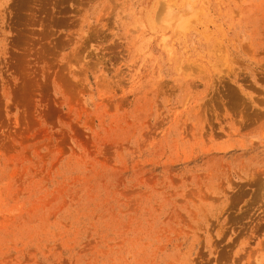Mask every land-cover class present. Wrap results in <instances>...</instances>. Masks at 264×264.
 I'll return each mask as SVG.
<instances>
[{"label": "rangeland", "instance_id": "obj_1", "mask_svg": "<svg viewBox=\"0 0 264 264\" xmlns=\"http://www.w3.org/2000/svg\"><path fill=\"white\" fill-rule=\"evenodd\" d=\"M0 264H264V0H0Z\"/></svg>", "mask_w": 264, "mask_h": 264}, {"label": "bare ground", "instance_id": "obj_2", "mask_svg": "<svg viewBox=\"0 0 264 264\" xmlns=\"http://www.w3.org/2000/svg\"><path fill=\"white\" fill-rule=\"evenodd\" d=\"M167 10V9H166ZM189 12V11H188ZM180 13V12H179ZM187 13V12H186ZM191 13H192V11H191ZM194 13V12H193ZM181 14V13H180ZM183 14H185L184 12H183ZM166 15V14H165ZM182 15V14H181ZM181 15H179V16H181ZM161 16V15H160ZM178 16V15H177ZM166 17V16H165ZM183 17V16H182ZM182 17H180V18H182ZM179 18V19H180ZM173 19V18H172ZM161 20V19H160ZM166 20V19H165ZM168 20H170V19H168ZM174 21H175V19H174ZM173 24H174V22H173ZM176 24V23H175ZM176 26V25H175ZM179 30V29H178Z\"/></svg>", "mask_w": 264, "mask_h": 264}]
</instances>
